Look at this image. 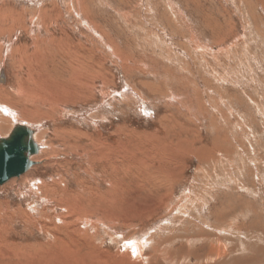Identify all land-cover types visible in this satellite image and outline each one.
<instances>
[{
    "label": "rangeland",
    "instance_id": "rangeland-1",
    "mask_svg": "<svg viewBox=\"0 0 264 264\" xmlns=\"http://www.w3.org/2000/svg\"><path fill=\"white\" fill-rule=\"evenodd\" d=\"M1 69L0 264H264V0H0Z\"/></svg>",
    "mask_w": 264,
    "mask_h": 264
},
{
    "label": "water",
    "instance_id": "water-1",
    "mask_svg": "<svg viewBox=\"0 0 264 264\" xmlns=\"http://www.w3.org/2000/svg\"><path fill=\"white\" fill-rule=\"evenodd\" d=\"M0 82L4 83L2 69ZM34 133L31 127L16 124L6 137L0 138V186L25 174L36 164L32 157L39 154L40 147L33 139Z\"/></svg>",
    "mask_w": 264,
    "mask_h": 264
},
{
    "label": "bare ground",
    "instance_id": "bare-ground-1",
    "mask_svg": "<svg viewBox=\"0 0 264 264\" xmlns=\"http://www.w3.org/2000/svg\"><path fill=\"white\" fill-rule=\"evenodd\" d=\"M4 30V29H3ZM70 48H68V50H69ZM70 51V50H69ZM64 55V54H63ZM69 55V54H68ZM71 55V54H70ZM74 66V65H73ZM38 68V67H37ZM75 68V67H74ZM74 71V70H73ZM85 71V70H84ZM75 72V71H74ZM50 77V76H49ZM17 82H19V79L17 78ZM49 81H52V79L50 78V80ZM2 83V82H1ZM19 86H20V84H19ZM66 86V85H65ZM55 88V87H54ZM78 88V87H77ZM76 91V90H75ZM68 92V91H67ZM61 93V92H60ZM71 94V93H70ZM50 96V95H49ZM16 125V124H15ZM14 127V126H13ZM10 133V132H9ZM1 138V137H0ZM40 147V146H39ZM102 150H103V148H102ZM101 151V150H100ZM39 152H40V150H39ZM104 152V151H103ZM108 152V151H107ZM100 153V152H99ZM98 153V154H99ZM141 153V152H140ZM104 154H105V152H104ZM38 155V154H37ZM110 156V155H109ZM107 157V156H106ZM107 159V158H106ZM143 160V159H142ZM33 161V160H32ZM146 165V164H145ZM154 177V176H153ZM156 177V176H155ZM155 177L153 178V179H155ZM14 179V178H13ZM155 182V181H154ZM143 191V190H142ZM164 195V194H163ZM70 205V204H69ZM93 206V205H92ZM63 229H65L64 227H63ZM79 230V229H78ZM75 233V232H74ZM85 233V232H84ZM69 234V233H68ZM77 234V233H76ZM88 235V234H87ZM57 236V235H56ZM67 238L66 239H68L69 240V242L68 241H66L65 239H63V238H57L56 237V240H57V244H55V248L53 247V249H50V251L49 252H51V253H46V254H48V255H45L44 256V258H42L41 260L43 261V259H46V258H48V259H54L53 261L54 262H56V260H58V259H61L62 257H67V256H69V253H66L65 255L63 254V252L64 251H67V252H70L69 251V243H70V245L71 246H75L77 249H80L79 247H78V244H77V240L75 241V238H73L72 237V234H69V235H67L66 236ZM65 238V237H64ZM55 242V241H54ZM132 244H134V250H136V253L139 255V256H141V252H142V249H143V244H142V242L140 243V242H133ZM90 245V244H89ZM72 249H73V247H72ZM74 250V249H73ZM76 252H77V250H76ZM59 253L61 254H63V255H59ZM43 254V253H42ZM52 256V258H49V256L50 255ZM72 254V253H71ZM60 256V257H59ZM105 256V255H104ZM142 257V256H141ZM93 258V257H92ZM91 258V259H92ZM95 258V257H94ZM93 258V259H94ZM167 258V257H166ZM64 260V259H63ZM60 261V262H64V261ZM83 260V259H82ZM49 261V260H48ZM66 262L68 261V260H65ZM92 260H90V262H91ZM56 264H58L57 262H56ZM75 264H78L77 263V260L75 261ZM81 264H87V263H83V262H81ZM89 264V263H88ZM93 264V263H92Z\"/></svg>",
    "mask_w": 264,
    "mask_h": 264
}]
</instances>
